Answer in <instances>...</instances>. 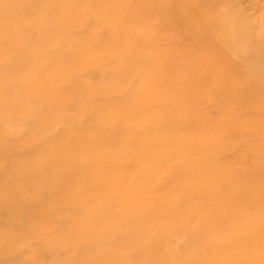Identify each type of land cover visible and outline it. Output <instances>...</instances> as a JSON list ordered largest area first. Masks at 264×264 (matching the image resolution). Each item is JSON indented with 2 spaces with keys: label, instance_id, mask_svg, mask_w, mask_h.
Instances as JSON below:
<instances>
[{
  "label": "rangeland",
  "instance_id": "1",
  "mask_svg": "<svg viewBox=\"0 0 264 264\" xmlns=\"http://www.w3.org/2000/svg\"><path fill=\"white\" fill-rule=\"evenodd\" d=\"M147 2L0 0V264H264V73L161 41Z\"/></svg>",
  "mask_w": 264,
  "mask_h": 264
},
{
  "label": "bare ground",
  "instance_id": "2",
  "mask_svg": "<svg viewBox=\"0 0 264 264\" xmlns=\"http://www.w3.org/2000/svg\"><path fill=\"white\" fill-rule=\"evenodd\" d=\"M147 1L148 0H146V2ZM151 1L152 0L146 3V8L148 6L151 7L149 10H152V7H154V4L152 5ZM157 3L159 5L160 1ZM162 5L164 7H172V16L174 17V20L171 21L166 15L163 17V21L166 25L163 27L161 34L162 37L159 35L161 41L169 40L175 32L182 33L186 37H189V44L186 43L183 45L178 43L173 45L174 48L182 47V49L187 50L188 54L221 53L224 59L232 57L237 60L238 64H235L232 67L240 70L247 67V69L254 68L257 72L264 73V36L259 34V32H252L249 21L245 20L240 23L236 21L237 18L235 17V13H233V11L238 8L236 0H234V2L233 0H162ZM216 5H220L219 7H223L224 10L228 7H232V13L225 12L221 15L206 13V11L211 8V10H213ZM151 16L152 13L148 12L149 19ZM195 19H197V22L199 23L196 28L193 27V20ZM202 20L204 21L202 22ZM214 31L218 35L211 37L209 33ZM219 38L223 41L221 45H218ZM1 206L5 207L7 211L5 210L0 213V219L2 217H7L8 213H10L11 216H14L15 193L10 192L8 195H0V207ZM252 222L254 221H251V223ZM254 224L259 227L257 221H255ZM261 226L264 227V225ZM12 232L15 234V229L0 230V254L3 251V248L15 247V237H13L14 235H11ZM258 232L259 230H246L244 234L246 233L247 239H254L257 237ZM233 238L238 237L233 236ZM256 246L257 244L254 245V247ZM235 247L236 246L232 245L230 249L233 250ZM204 260H206V256L205 259L203 258V261ZM254 263H249V261H241V263H238V261H236V264ZM203 264L211 263L204 262Z\"/></svg>",
  "mask_w": 264,
  "mask_h": 264
}]
</instances>
